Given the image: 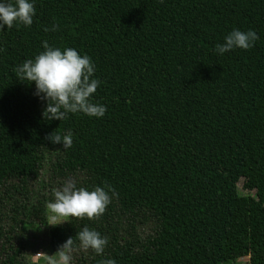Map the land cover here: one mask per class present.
<instances>
[{
	"label": "trees",
	"instance_id": "1",
	"mask_svg": "<svg viewBox=\"0 0 264 264\" xmlns=\"http://www.w3.org/2000/svg\"><path fill=\"white\" fill-rule=\"evenodd\" d=\"M30 2L31 26L0 30V264H44L20 256L12 233L45 224L51 188L68 179L116 192L99 219L70 218L57 226L56 242L51 231L54 246L84 227L108 237L103 254L87 250L86 264H232L246 254L264 264V149L238 167L219 163L264 142V0ZM234 29L259 39L219 54L216 45ZM44 41L91 57L101 81L91 99L107 111L68 113L72 145L48 165L49 196L39 201L23 197V188L28 170L45 163L46 144L21 136L16 104L44 100L14 69L44 51ZM241 179L261 199L231 215Z\"/></svg>",
	"mask_w": 264,
	"mask_h": 264
},
{
	"label": "clouds",
	"instance_id": "2",
	"mask_svg": "<svg viewBox=\"0 0 264 264\" xmlns=\"http://www.w3.org/2000/svg\"><path fill=\"white\" fill-rule=\"evenodd\" d=\"M35 12L34 3L30 0H0V30L5 26L10 29L19 24L31 26ZM48 30L45 28V31ZM51 30L57 31L58 26ZM258 39L259 36L254 30L234 29L224 37V43L216 45V51L222 55L236 48L248 50ZM43 48L44 51L36 55L34 60L27 59L14 69L20 81H28L29 84L35 82L34 94L47 101L42 113L43 118L48 121H62L68 118V113L81 112L89 117H103L107 111L106 106L93 103L91 99L101 83L93 78L95 65L91 57L81 55L74 48L61 50L49 46L47 41L43 42ZM46 139L53 144L62 143L64 149L72 145L70 133L63 136L50 133ZM52 194L54 201L46 204L49 213L47 224L56 226L70 221V218L99 219L106 212L116 192L108 184L104 187L97 186L92 191L84 187L77 188L76 182L68 179L62 187L54 188ZM108 242V237L84 227L76 234V239L68 238L54 254L38 252L34 256L42 258L44 264H72V254L77 247L84 251L91 249L101 255ZM99 264H116V261L104 259Z\"/></svg>",
	"mask_w": 264,
	"mask_h": 264
},
{
	"label": "rangeland",
	"instance_id": "3",
	"mask_svg": "<svg viewBox=\"0 0 264 264\" xmlns=\"http://www.w3.org/2000/svg\"><path fill=\"white\" fill-rule=\"evenodd\" d=\"M41 102L42 103H40V101L18 100L16 104V110L23 120L21 136L43 139L46 144L45 163L35 168L34 173H31L32 170H28L26 184L23 188V197L39 201L49 196L48 192L50 189L47 188L48 165L63 161L65 152L62 143L53 144L46 139V136L50 133L54 135L60 134L61 136L66 135V127L68 124L67 119L62 121H48L44 119L42 113L47 106V101ZM262 149H264V142L255 141L250 143L248 147L235 149L225 157L219 158V163L230 168L238 167L244 160L248 159L253 154L252 150L260 151ZM52 189L53 188H51V191ZM260 199L261 197L258 192L255 189H250L244 180L241 179L236 183V197L232 199L228 205L229 214H247L249 202L251 200L258 201ZM48 216L49 213L47 212V222L45 224H39L37 222L29 223L16 228L12 233V247H14V249H19L20 256H24L29 262H44L42 258L36 260L34 255L38 252L52 255L60 246H54L52 244V230H56V235L59 236L57 238L54 236V242H56V240H61L62 237L60 236L62 235L59 227H57L58 225L51 226L47 224L49 222ZM10 226H6V229L8 230ZM249 242L251 241L249 240ZM72 256V264H86L88 259L87 251L80 250L78 247L77 250L73 252ZM237 259V256H235V258L232 257V264L243 263V261H238ZM192 264H201V261L194 260Z\"/></svg>",
	"mask_w": 264,
	"mask_h": 264
},
{
	"label": "built area",
	"instance_id": "4",
	"mask_svg": "<svg viewBox=\"0 0 264 264\" xmlns=\"http://www.w3.org/2000/svg\"><path fill=\"white\" fill-rule=\"evenodd\" d=\"M238 257V261H243V263L242 264H251V256H250V254H246V255H239V256H237ZM35 259L36 260H39L40 258H37L36 256H35Z\"/></svg>",
	"mask_w": 264,
	"mask_h": 264
}]
</instances>
